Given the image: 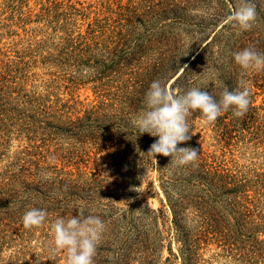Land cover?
Here are the masks:
<instances>
[{
  "label": "trees",
  "instance_id": "obj_1",
  "mask_svg": "<svg viewBox=\"0 0 264 264\" xmlns=\"http://www.w3.org/2000/svg\"><path fill=\"white\" fill-rule=\"evenodd\" d=\"M208 1L211 5L205 17L212 18L222 15L218 3H231L232 11L238 4V0ZM64 38L43 63L53 67L51 73H58L59 77L70 71L78 78L81 67L87 66L91 72L89 78L98 80L101 86L100 98L79 114L80 110L71 113L67 103L59 98L50 99L42 91L25 89L14 94L15 90H4L0 125L9 124L26 143L7 151V133L0 143V264H33L34 259L29 255L31 241L40 236L44 242H50L51 223L58 217L67 219L77 215L78 208L85 215L99 216L104 222L96 255L111 254L112 261L106 260V264H154L162 237L155 210L150 208V215L138 211L137 219L132 220L140 201V193L134 189L151 166H155L164 182L172 225L181 240L182 262L199 264L190 251L197 249L205 234L206 237L209 232L218 231L213 193L233 181L227 179L229 174L223 173L220 165L208 163L200 156L185 165H177L171 156L154 157L148 151L156 137L140 134L133 125V120L144 110V88L154 80L157 71L168 69L181 58L183 50L160 52L151 67L140 62L132 66V61H138L139 57L131 56L129 51H117L92 38ZM191 39L190 34L184 41L189 44ZM240 50L233 46L228 50L215 49L206 41L174 77L172 91L174 86L179 94L200 87L218 96L224 87L242 90L244 69L233 57ZM199 112L188 115L190 130ZM4 129L0 134L4 135ZM68 137L73 138L70 145L63 140ZM189 141L178 147H190ZM91 152L96 159H104L99 172L87 163ZM67 158L75 169H65ZM59 160L65 161L59 166ZM255 183L254 178H239L244 223L250 215L247 190ZM32 207L46 209L48 217L42 226L26 229L22 216ZM124 218H128L129 226L124 224ZM56 252L53 247L52 255Z\"/></svg>",
  "mask_w": 264,
  "mask_h": 264
},
{
  "label": "rangeland",
  "instance_id": "obj_2",
  "mask_svg": "<svg viewBox=\"0 0 264 264\" xmlns=\"http://www.w3.org/2000/svg\"><path fill=\"white\" fill-rule=\"evenodd\" d=\"M252 2L257 20L251 30L244 31L228 22L232 11L229 2L218 3L222 15L212 18L205 17L211 5L208 0H0V105L4 90H15V94L34 89L48 94L50 99L59 98L67 103L69 112L80 110L78 113L82 114L88 104L100 98L101 86L98 80L89 78L91 72L87 66L81 67L78 78L70 71L59 77L58 73H51L53 67L43 63L65 41V36L92 38L117 51H129L131 56L139 57L138 61H132V66L140 62L151 67L160 52L182 49L181 58L163 69L165 72L157 71L153 80L161 81L172 91L174 77L208 40L215 49L251 47L264 53V0ZM190 34L193 39L188 44L184 38ZM146 72L149 76L147 69ZM153 81L144 91H148ZM241 86L242 90L247 87L250 91V108L243 117H235L231 110L212 123L205 122L201 112L193 119L189 146L199 150L198 156L206 162L220 165L223 173L229 174L227 179L233 181L213 193L218 231L209 232L206 237L205 234L197 249L190 251L199 264H264V71L244 69ZM177 89L174 86L173 92L177 93ZM3 127L0 143L7 133V151L26 143L9 124H1L0 130ZM72 139L63 140L70 145ZM89 155L88 165L99 172L104 159H96L92 152ZM64 161L59 160L58 165ZM67 161L65 169H75L74 163L68 158ZM242 177L256 180L247 190L246 204L250 208L247 223L243 221L240 206L238 184ZM163 183L155 166L148 167L134 189L140 193V201L132 220L137 219L138 211L150 215L153 208L162 235L154 264H183L181 240L172 225V211ZM119 205L126 207L123 203ZM123 222L129 226L128 218ZM31 245L29 255L34 259L33 264H65V253L57 251L52 255L49 241L36 236ZM105 256L104 259L96 255L94 264H106L112 259L111 254Z\"/></svg>",
  "mask_w": 264,
  "mask_h": 264
},
{
  "label": "clouds",
  "instance_id": "obj_3",
  "mask_svg": "<svg viewBox=\"0 0 264 264\" xmlns=\"http://www.w3.org/2000/svg\"><path fill=\"white\" fill-rule=\"evenodd\" d=\"M257 20L256 6L252 0H238V4L228 17L241 30H251ZM234 61L245 70L264 71V53L246 47L233 54ZM250 106V91L247 87L223 90L214 96L200 87H192L183 94L174 93L161 81L150 84L145 94L144 110L133 120L140 134L147 133L158 137L151 144L148 153L171 156L177 165L195 161L199 150L191 147H178L188 141L190 125L187 117L199 110L205 122H215L224 112L233 110L235 117H243ZM48 217L44 208L32 207L22 216L24 228L40 227ZM53 239L50 244L56 251L65 253V264H94L105 229V224L97 215H85L82 208L78 214L65 219L56 218L50 225Z\"/></svg>",
  "mask_w": 264,
  "mask_h": 264
}]
</instances>
